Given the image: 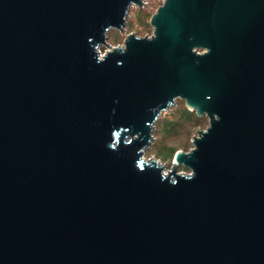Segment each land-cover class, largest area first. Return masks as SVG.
Returning <instances> with one entry per match:
<instances>
[{"label": "water", "instance_id": "95a60500", "mask_svg": "<svg viewBox=\"0 0 264 264\" xmlns=\"http://www.w3.org/2000/svg\"><path fill=\"white\" fill-rule=\"evenodd\" d=\"M133 4L0 0V264H264V0H165L111 47ZM177 99L209 125L166 172Z\"/></svg>", "mask_w": 264, "mask_h": 264}, {"label": "rangeland", "instance_id": "374dc122", "mask_svg": "<svg viewBox=\"0 0 264 264\" xmlns=\"http://www.w3.org/2000/svg\"><path fill=\"white\" fill-rule=\"evenodd\" d=\"M165 0H143V5L133 4L126 19L127 24L123 32L111 30L108 35V44L111 47L123 46L130 34L137 37H150L154 32L151 17ZM102 53L107 48L101 47ZM209 125V119L204 115L198 117L196 112L189 109L186 101L177 99L175 105L164 111L155 123L153 130L154 142L147 149L145 158H155L167 169H171L174 157L178 151L188 152L193 148L192 140L198 131ZM178 172H190L186 167L179 166Z\"/></svg>", "mask_w": 264, "mask_h": 264}, {"label": "bare ground", "instance_id": "6f19581e", "mask_svg": "<svg viewBox=\"0 0 264 264\" xmlns=\"http://www.w3.org/2000/svg\"><path fill=\"white\" fill-rule=\"evenodd\" d=\"M168 170H169V169H167V168L165 169L166 172H167Z\"/></svg>", "mask_w": 264, "mask_h": 264}]
</instances>
